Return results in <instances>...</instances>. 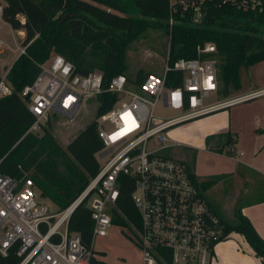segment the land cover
<instances>
[{
	"label": "built area",
	"instance_id": "obj_1",
	"mask_svg": "<svg viewBox=\"0 0 264 264\" xmlns=\"http://www.w3.org/2000/svg\"><path fill=\"white\" fill-rule=\"evenodd\" d=\"M264 0H167L165 22L169 34L176 23L201 27L214 10L230 8L235 12H256ZM3 4L0 2V29ZM225 16L226 13H220ZM228 14V13H227ZM23 21L24 18L21 17ZM25 54V46L3 49ZM168 51L160 75L149 73L138 85L127 82L124 74L111 78L103 86V74L95 69L87 74L75 71L72 62L53 54L48 65L39 64L35 80L22 89L29 99L28 109L35 117L28 131H39L53 113L73 118L85 101L104 92L115 94L113 106L97 120L103 148L98 173L86 188L65 208L53 210L38 197L30 178L15 179L0 172V253L16 247L17 264H90L94 257L93 241L105 237L112 223V208L119 197L120 176L132 177L135 188L131 197L139 213L138 227L130 230L140 249L138 264H210L224 226L206 197L192 179L186 163L163 150L168 144L167 129L178 123L215 110L264 96V87L249 90L233 98L205 103L217 91V49L214 42L196 45V56L169 60ZM168 72L180 73L179 85H166ZM11 93L0 76V98ZM180 110L176 116H155L157 102ZM98 159V158H97ZM86 200L93 220L92 243L86 247L78 232L70 231L69 220Z\"/></svg>",
	"mask_w": 264,
	"mask_h": 264
},
{
	"label": "trees",
	"instance_id": "obj_2",
	"mask_svg": "<svg viewBox=\"0 0 264 264\" xmlns=\"http://www.w3.org/2000/svg\"><path fill=\"white\" fill-rule=\"evenodd\" d=\"M2 19L14 30L24 32L25 54L18 55L7 68L5 80L11 93L0 98V172L15 179L30 178L40 190V197L50 198L57 210L65 208L98 173L97 152L103 148L98 136L97 120L115 103V94L104 92L96 97L95 117L62 149L52 136L50 119L39 131H28L35 117L28 109L29 99L22 95L24 86L31 84L40 72L39 64L51 54H60L72 62L75 71L87 74L95 69L103 74V86L111 78L124 74L127 82L138 86L150 71L139 69L132 78L128 74L126 51L141 38L147 28L160 27L167 43L169 60L196 56V45L214 42L217 52V93L226 98L242 88V70L264 61V4L256 12H233L230 8L214 10L219 17L211 18L201 27L176 23L169 34L165 19L167 0H0ZM220 13H226L223 17ZM228 13V14H227ZM21 17L24 20H21ZM1 76V74H0ZM181 74L168 72L166 85H179ZM61 116L53 113L51 116ZM62 117V116H61ZM43 131L39 135L40 131ZM264 133V128L261 130ZM219 141L213 149L233 155V136L216 135ZM64 169L59 167V161ZM190 171L198 189L204 194L222 176L197 178ZM135 181L129 176L119 178V197L112 208V223L129 230L139 225V213L131 193ZM205 196V195H204ZM206 197V196H205ZM210 207L224 226L221 240L232 232L241 234L257 256L263 258L264 238L241 211V196L233 208V220L227 221L206 197ZM68 228L78 232L82 243H92L93 220L86 200L73 212ZM16 247L6 255L0 253V264H17ZM90 264H116L92 258ZM159 264H171L159 260Z\"/></svg>",
	"mask_w": 264,
	"mask_h": 264
},
{
	"label": "rangeland",
	"instance_id": "obj_3",
	"mask_svg": "<svg viewBox=\"0 0 264 264\" xmlns=\"http://www.w3.org/2000/svg\"><path fill=\"white\" fill-rule=\"evenodd\" d=\"M20 31L12 29L8 23H2L0 38L3 40L5 45L14 49L17 44L22 45L24 35ZM167 51V37L165 36L163 30L160 27L147 28L143 36L133 41L126 51V61L129 67L128 74H130L133 78L139 69H143L144 71H150L154 74L160 75L163 71ZM16 56H18L17 51L8 48L3 49L0 52V74L13 63ZM49 61V59L46 60L44 65H48ZM263 83L264 63H258L247 68L245 67L242 70L243 87L238 93L249 91V86H251V88L262 87ZM218 99L223 98L220 97L218 93H216V95L213 93L208 99H205V103L213 102ZM97 106L98 103L96 100L91 98L81 104L79 111L71 119L68 117H61L59 115L50 117L49 130L57 144L62 149H65L67 143L87 123L94 119ZM237 106L241 107L243 110V113L246 116V121L250 120L253 121L254 124L261 123L262 126L264 125V96L246 100ZM220 111H227V109H222L217 112ZM179 113L180 110L164 107L160 101L157 102L154 107L155 116L161 118L173 117ZM199 120V118L191 119L168 128V139L172 142H177L180 145L169 147L163 150V153L166 155H175L177 157H181L182 159H186L187 161L194 157V162H196V160L200 162V169L197 167V170L199 172H203L207 166L210 165L209 162L212 160L208 156L213 154H211L208 150L204 151V149L200 146H197V139L200 138L201 133V129L196 126ZM42 133L43 131L41 130L39 135ZM244 138L243 144L250 145L248 136H245ZM205 143L206 142L204 141L202 146L205 149H208ZM260 143L261 145L257 150V153H259L257 157L259 158L264 156V137L262 136L260 137ZM97 158L101 163H104L106 160V158H101L99 155H97ZM58 161L59 167L65 170L63 165L64 163H62L60 159H58ZM245 185V189L251 188V185L248 183ZM35 189L38 192V197L43 202H45L53 210H57L50 198L40 197V190L37 187ZM231 191L232 189L229 191V189H226L225 185L222 183H218L217 185L204 190V195L213 203L222 217L227 221L233 220V208L236 204L233 201V196L229 194ZM244 191L245 190L243 189L240 190L242 193L241 195H243ZM252 193L253 191L250 189L243 196L249 195V197H257V194L250 196ZM232 233L231 237L233 238H231V240H233L240 249L246 251L245 243H243L239 234H235V232ZM93 250L95 258L116 264H138L141 258L140 249L133 241L132 232L126 227L115 224L109 228L107 236L97 237L93 241Z\"/></svg>",
	"mask_w": 264,
	"mask_h": 264
},
{
	"label": "crops",
	"instance_id": "obj_4",
	"mask_svg": "<svg viewBox=\"0 0 264 264\" xmlns=\"http://www.w3.org/2000/svg\"><path fill=\"white\" fill-rule=\"evenodd\" d=\"M20 32L24 35L23 31ZM259 63H264V61ZM7 68L1 73V75L7 72ZM262 85V87H264V83ZM252 89L257 88H251V86H249V90ZM241 90L242 88L239 91ZM239 91H236L233 94H230L231 96L229 95L223 99L233 98L245 93H238ZM240 103L242 102L200 116L202 118L197 117L200 120L197 122L196 126L201 129L200 138L197 139V146H200L204 151L208 150L213 154L208 156L212 160L209 162L210 165H208L203 172L197 170V167L200 169V162L197 160L194 162V157L187 161L181 157L173 156L182 159L186 163L188 169L191 170L197 178L205 179L210 176H222V178L211 187L218 183H222L225 185L226 189H229V191L232 189L229 194L233 196V201L235 203L237 202L238 197L241 196V211L249 218L258 234L264 238V156L260 158L257 157L259 154L257 153V150L261 145L260 137H264V133L261 132L264 125L262 126L261 123L254 124L253 121L250 120L246 121V116L244 115L243 110L241 107L237 106ZM222 109H227V111L217 112ZM219 134H230L233 136L234 144L232 147L235 149L233 155L213 150L219 143V141L216 140V135ZM245 136H248L250 145L243 144ZM204 141L206 142L205 144L208 149H205L202 146ZM168 144L170 147L180 145L169 139ZM246 183L251 185V188L245 189ZM241 189L245 190L243 195L252 189L253 193L250 196L257 194V197H249V195L243 196L240 192ZM232 234L233 233H230L228 237L216 243L210 264H263V258L255 254L254 250L241 234L237 233L243 243H245L246 251L240 249L236 243L231 240V238H233L231 237Z\"/></svg>",
	"mask_w": 264,
	"mask_h": 264
}]
</instances>
